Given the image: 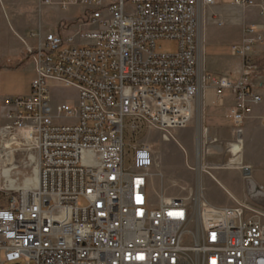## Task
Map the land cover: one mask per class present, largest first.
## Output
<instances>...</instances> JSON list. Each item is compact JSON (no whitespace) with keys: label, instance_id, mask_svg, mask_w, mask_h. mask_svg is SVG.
<instances>
[{"label":"built area","instance_id":"1","mask_svg":"<svg viewBox=\"0 0 264 264\" xmlns=\"http://www.w3.org/2000/svg\"><path fill=\"white\" fill-rule=\"evenodd\" d=\"M198 2L40 0L86 10L72 35L62 23L57 33L33 35L40 43L28 48L38 61L31 93L8 99L0 128L1 263L264 264L259 215L248 217L243 204L216 208L202 191L166 196L154 182L161 173L153 146L126 144L127 132L136 134L141 123L165 133L191 124L199 87ZM235 4L259 8L264 17L259 0ZM245 34V43L232 48L243 62L240 79L207 77L220 102L225 91L235 96L227 114L233 165L250 109L263 101L251 82L264 36L256 26ZM162 41L176 51H160ZM60 86H74L77 99L54 100ZM67 118L73 122L63 123ZM35 167L37 188L12 184ZM242 171L250 177L247 167Z\"/></svg>","mask_w":264,"mask_h":264},{"label":"crops","instance_id":"2","mask_svg":"<svg viewBox=\"0 0 264 264\" xmlns=\"http://www.w3.org/2000/svg\"><path fill=\"white\" fill-rule=\"evenodd\" d=\"M26 2L27 0H23L19 3ZM36 3L39 15L45 6L60 9L55 3L42 5L40 0H35V4L29 0L24 5L31 13L22 14L16 9L15 0H0V79L3 73H29L32 75V81L35 77L38 61L28 54V48L37 47L40 43L39 36L33 35L45 34L41 25L38 26V30L34 29L38 16ZM259 3L264 4V0H259ZM72 8L80 9L82 14L86 10L85 7L79 6L71 7L65 12ZM198 20L199 87L194 106V120L190 126L201 133L203 141L204 130L207 129L211 138L230 143L234 140L233 122L227 118V114L235 106V96L231 91H225L220 102L207 77H226L234 82L240 79L243 62L233 55L232 48L245 43L247 38L245 31L248 27H259L264 36V17L260 15L259 8H242L235 4V0H215L212 5H207L205 0H199ZM254 58H259L260 65L258 64L251 86L263 97V101L250 109L244 123L242 153L235 159L236 165L231 164L232 170L210 175L201 174L200 180L205 184L203 197L219 209L233 208L238 203L248 206L249 200L253 202L255 198H264V40L256 47ZM9 98L0 101L5 111V124ZM202 145L204 146V143ZM244 166L249 169L250 177L243 173ZM204 168L206 169L205 166ZM215 179L218 184L215 183ZM169 184L168 181L167 185ZM255 187L263 188V192H256Z\"/></svg>","mask_w":264,"mask_h":264},{"label":"rangeland","instance_id":"3","mask_svg":"<svg viewBox=\"0 0 264 264\" xmlns=\"http://www.w3.org/2000/svg\"><path fill=\"white\" fill-rule=\"evenodd\" d=\"M20 1L23 0H15V2L19 4V6L16 4V9L20 10L22 14L31 13L28 7L24 5L29 0H27L26 3H19ZM32 2L35 4V0H32ZM36 12L38 16L35 20V30H38V26L41 25L45 33H57L59 25L62 23L70 27L67 34L72 35L79 30L78 24L80 22L78 23V19L83 17L85 11L82 14L80 9L72 8L65 12L57 7L45 6L39 15L37 4ZM32 18L34 20L33 16ZM158 46L159 50L162 52L176 51V45L173 42L162 41L158 43ZM258 59L259 58H255L257 67L258 64L260 65ZM31 84L32 75L29 73H3L0 79V101L4 98L25 96L31 93ZM52 93L54 100L57 102L77 99V89L74 86L67 88L60 86V88L53 89ZM4 113L5 111L0 105V127L6 122ZM71 122H73V120L69 118L63 120V123ZM188 127L186 129L172 131L171 133H165L156 127L141 123L140 129L136 134L133 135L131 132H127L126 135L127 146H129L130 143L132 146L144 144L153 146L157 157L156 171L157 173H161L159 176H154V182L157 189L166 196L188 197L190 192L197 193L201 191L202 194H205V184L200 180L202 173L210 175L213 173H225L228 172L229 169H233L231 166L232 158L228 153V148L234 140L230 143L220 142L211 138L212 136H210L209 133L205 135L204 130L203 141L201 133L196 132L195 127ZM198 163L199 165L196 166ZM203 166H205L206 169H203ZM28 174L30 175L29 177H31L33 172L30 171ZM168 181L170 183L169 185H167ZM215 183L218 184L216 179ZM249 204L247 216L250 217L257 214L264 222V198H255L253 202L249 200ZM0 264L10 263H1L0 258Z\"/></svg>","mask_w":264,"mask_h":264},{"label":"bare ground","instance_id":"4","mask_svg":"<svg viewBox=\"0 0 264 264\" xmlns=\"http://www.w3.org/2000/svg\"><path fill=\"white\" fill-rule=\"evenodd\" d=\"M235 150L238 151V148L236 147ZM234 163V162H233ZM9 170H6V173L9 174ZM13 185H16V187H25V188H37L39 184V177H38V170L34 169L33 175L29 178H27L25 181H23L21 184L20 182H13L11 181Z\"/></svg>","mask_w":264,"mask_h":264},{"label":"water","instance_id":"5","mask_svg":"<svg viewBox=\"0 0 264 264\" xmlns=\"http://www.w3.org/2000/svg\"><path fill=\"white\" fill-rule=\"evenodd\" d=\"M255 191L260 193L262 192L259 187H255Z\"/></svg>","mask_w":264,"mask_h":264}]
</instances>
